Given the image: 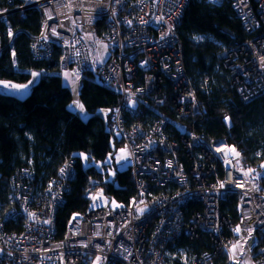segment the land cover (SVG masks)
<instances>
[{
    "label": "built area",
    "instance_id": "obj_1",
    "mask_svg": "<svg viewBox=\"0 0 264 264\" xmlns=\"http://www.w3.org/2000/svg\"><path fill=\"white\" fill-rule=\"evenodd\" d=\"M14 1L0 7V52L1 25L8 15L34 7L40 30L30 43L32 57L46 59L57 47L61 71L72 76L96 72L119 92L111 125L127 152L134 194L124 204L98 193L105 202L93 203L99 182L90 178L88 209L72 213L60 234L56 214L76 174L74 159L60 166L42 192L35 191L31 170L16 171L3 221L22 217L23 222L11 231L0 223V264H170L167 245L179 236L200 234L207 235L209 250L193 254L185 264H214L223 257L230 260L236 229L264 233V167L243 163L226 139L179 129L176 140L167 132L166 118L139 120L142 104L152 109L162 104L165 80L171 81L179 118L199 111L176 33L189 0H20L13 6ZM207 1H228L249 34L217 54L231 86L244 102L264 94V0ZM98 41L108 48L102 63L93 54ZM127 117L137 119L127 122ZM229 195L236 198L234 222L221 209ZM254 259L264 264V241Z\"/></svg>",
    "mask_w": 264,
    "mask_h": 264
},
{
    "label": "trees",
    "instance_id": "obj_2",
    "mask_svg": "<svg viewBox=\"0 0 264 264\" xmlns=\"http://www.w3.org/2000/svg\"><path fill=\"white\" fill-rule=\"evenodd\" d=\"M6 1L0 0L1 8L9 7ZM19 4L20 0H15L13 6ZM39 30L40 15L34 7L12 12L1 25L0 81L25 84L33 73L38 78L22 98L0 92V223L3 229L11 231L19 230L23 222L22 217L3 221L11 207L8 201L11 175L23 168L31 170L35 191L42 192L60 166L74 159L76 174L56 214L61 234L72 213H84L88 209L85 190L90 178L98 180L97 190L101 195L117 203H128L134 187L128 164L121 168L115 160L106 164L113 169L111 177L107 170L101 172L93 164L114 156L122 147L113 133L110 118L121 103L119 92L98 73L83 72L79 76L78 97L88 117L78 116L69 107L71 89L63 83L60 74L61 50L55 47L43 60L32 57L30 43ZM9 33L13 36L8 43ZM176 33L183 49L184 69L199 100V111L179 118L173 108L171 81L165 80L161 86L165 95L162 104L156 109L142 104L139 120L149 123L166 118L167 132L176 140H179V129L194 130L206 139H226L237 148L243 163L264 165V94L248 102L241 100L231 86L229 71L217 58L223 47H235L249 37L230 3L224 1L217 5L207 0H189ZM136 119L128 118L127 122ZM235 201V196L229 195L221 204L222 211L233 222ZM254 232L257 235L252 248L255 258L264 233ZM209 244L205 234L198 238L182 235L172 240L166 250L173 252L182 248L189 259L193 254L209 250ZM166 260L170 264H183L169 254ZM226 263L223 257L214 264Z\"/></svg>",
    "mask_w": 264,
    "mask_h": 264
},
{
    "label": "rangeland",
    "instance_id": "obj_3",
    "mask_svg": "<svg viewBox=\"0 0 264 264\" xmlns=\"http://www.w3.org/2000/svg\"><path fill=\"white\" fill-rule=\"evenodd\" d=\"M94 59L98 63L104 62L108 57V48L105 42H95L94 44ZM67 73V76L65 75ZM61 76L63 83L67 85L71 89L72 93V100L70 102V109L75 111L78 116L82 119H86L88 117V113L86 111L81 110L77 104L81 105L78 97V90H79V75L72 76L68 72L61 71ZM14 83L10 82H2L0 81V86L6 92H10L14 87ZM75 102V103H74ZM127 152L120 148L114 156L109 155L104 161L93 163L94 166L101 172L107 170L109 172V177L113 174V169L109 168L106 164L111 163L113 160L116 161L117 166H125L127 164L128 156L125 155ZM105 164V166H104ZM100 193L97 191V194ZM96 192L92 194L93 203H101L105 202V199L101 197V195H95ZM100 196V197H97ZM104 200V202H102ZM235 235L233 236L232 245L230 247V260L226 264H255V259L253 257V245L257 242V235L255 234L254 230H247L242 231L237 229L235 230ZM171 255V257H176L181 263L185 264L188 261V258L182 248H176L175 251L170 252L166 250V255Z\"/></svg>",
    "mask_w": 264,
    "mask_h": 264
},
{
    "label": "crops",
    "instance_id": "obj_4",
    "mask_svg": "<svg viewBox=\"0 0 264 264\" xmlns=\"http://www.w3.org/2000/svg\"><path fill=\"white\" fill-rule=\"evenodd\" d=\"M37 78H38V74L35 75V76L32 75V79L28 83H25V84H16V83H14L15 84L14 85L15 88H13L9 93L6 92L5 90H3L1 88V86H0V92L5 93V94H9V95H14L16 97L22 98V97L26 96L29 93V91L31 90L32 85L36 82ZM99 112L100 113H104V111H102V110H100ZM125 156L127 157L128 155L126 154ZM118 167L119 168L123 167V164H122V166H118ZM102 202H104V200Z\"/></svg>",
    "mask_w": 264,
    "mask_h": 264
},
{
    "label": "snow or ice",
    "instance_id": "obj_5",
    "mask_svg": "<svg viewBox=\"0 0 264 264\" xmlns=\"http://www.w3.org/2000/svg\"><path fill=\"white\" fill-rule=\"evenodd\" d=\"M10 35H11V33H9ZM33 75L35 76V75H37L36 73H33ZM66 76H67V73L65 74ZM75 103V102H74ZM77 106L78 107H80L81 108V110H83V106L82 105H79V104H77ZM233 151H235V150H233ZM237 156L239 155V153L237 152V153H235ZM86 158V157H85ZM262 167H264V165H262ZM62 171H63V169H62ZM221 186H223V185H221ZM237 231H239V229H237Z\"/></svg>",
    "mask_w": 264,
    "mask_h": 264
}]
</instances>
